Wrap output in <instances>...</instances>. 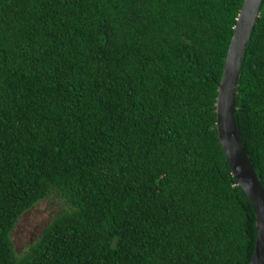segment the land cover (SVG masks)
<instances>
[{
    "label": "trees",
    "instance_id": "obj_1",
    "mask_svg": "<svg viewBox=\"0 0 264 264\" xmlns=\"http://www.w3.org/2000/svg\"><path fill=\"white\" fill-rule=\"evenodd\" d=\"M242 2L0 0V264H249L256 216L215 128ZM235 108L264 188V0Z\"/></svg>",
    "mask_w": 264,
    "mask_h": 264
},
{
    "label": "water",
    "instance_id": "obj_2",
    "mask_svg": "<svg viewBox=\"0 0 264 264\" xmlns=\"http://www.w3.org/2000/svg\"><path fill=\"white\" fill-rule=\"evenodd\" d=\"M263 0H243L233 27L215 100L218 142L238 185L255 213L256 241L249 264H264V188L249 160L235 121V97L242 59Z\"/></svg>",
    "mask_w": 264,
    "mask_h": 264
},
{
    "label": "rangeland",
    "instance_id": "obj_3",
    "mask_svg": "<svg viewBox=\"0 0 264 264\" xmlns=\"http://www.w3.org/2000/svg\"><path fill=\"white\" fill-rule=\"evenodd\" d=\"M61 206V200L52 194L21 215L11 236L16 254H20L37 239L49 219L61 210Z\"/></svg>",
    "mask_w": 264,
    "mask_h": 264
}]
</instances>
